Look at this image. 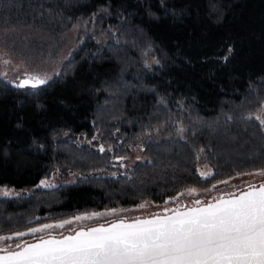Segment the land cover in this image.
I'll use <instances>...</instances> for the list:
<instances>
[{
    "label": "trees",
    "instance_id": "16d2710c",
    "mask_svg": "<svg viewBox=\"0 0 264 264\" xmlns=\"http://www.w3.org/2000/svg\"><path fill=\"white\" fill-rule=\"evenodd\" d=\"M5 27L32 67L63 64L37 88L0 76V185L23 191L0 194V235L264 168V0H0Z\"/></svg>",
    "mask_w": 264,
    "mask_h": 264
},
{
    "label": "snow or ice",
    "instance_id": "6c2138e0",
    "mask_svg": "<svg viewBox=\"0 0 264 264\" xmlns=\"http://www.w3.org/2000/svg\"><path fill=\"white\" fill-rule=\"evenodd\" d=\"M46 82L47 78L26 73L17 87L37 88ZM256 119L264 126V118ZM211 175L200 172L204 179ZM247 175L264 177V168ZM41 185L48 186L47 181L42 180ZM216 187L212 185V189ZM0 191L11 195L7 189ZM197 191L190 188L185 193ZM185 193L169 198L176 202L174 208L165 207L146 217H119L107 226L101 223L86 229L80 227L68 235L53 234L50 230L122 210L85 213L55 224L0 235V264H264V180L211 200L197 198L190 205L179 202ZM29 234L34 237L32 243H4Z\"/></svg>",
    "mask_w": 264,
    "mask_h": 264
},
{
    "label": "rangeland",
    "instance_id": "374dc122",
    "mask_svg": "<svg viewBox=\"0 0 264 264\" xmlns=\"http://www.w3.org/2000/svg\"><path fill=\"white\" fill-rule=\"evenodd\" d=\"M84 25L85 24H83V23L77 24L75 29H74V32H76L79 27H83ZM28 30H32L31 33H34L36 31H38L39 29H34L32 27H30L28 29H23L24 32H28ZM21 35H27V34L23 33L21 30L16 31V28L5 27L3 29H0V76L2 78L9 80V81H12L14 84H18L19 79L21 77H24L26 73L27 74H38L41 77L46 76L49 79L51 77H54V74L59 72L60 66H61V64H63V60L59 59L60 56L55 54L53 56L52 61H48L47 63H45L40 68L32 67L31 62H29L28 59H26L24 57H19L18 52L9 45V44L20 45L21 43L18 40H19V37ZM70 44H72L71 46H77L79 43H77L76 41L74 42V39L70 38L68 40V43L64 44L62 48L67 50L69 48ZM63 53H64V51H60L61 55H63ZM48 55H51V54H48ZM62 57H64V56H62ZM5 60L9 61V63L5 64L4 63ZM43 75H45V76H43ZM145 158L146 157L143 154L142 147L136 146V147H133L131 158L127 159L125 161V163H123V161L116 160V164H118V165H126L127 164V166H129V165H132L131 164L132 162L145 160ZM255 171L256 170L250 171V172L245 171L242 173H237V174H234L232 176H229L226 179H222L220 181H228V183H218L219 182L218 181L215 183L217 185V187L213 191H211V192L209 191L207 193H205L206 191L195 188L198 191L191 194V195H188L187 193H185V190L190 189V188H186L180 192V193H185V195L179 197V202L180 203H183V202L192 203V201L197 199V198L204 200L208 197L213 196L214 194L220 195L223 193H229V192L236 191L238 188H243V187L247 186L248 183H259V182H261V180L264 179V177H260V176H256V175H247L248 173H254ZM201 172H211V169L209 170L207 168H202ZM78 176H79L78 173H72L66 177H60L58 175H54L50 178H43L44 180L43 179L42 180L47 181L48 186H51V185H54L58 182H64V181L65 182H70V181L72 182L75 179H77ZM41 181H40V185H41ZM41 186L43 187L44 185H41ZM4 189H7L11 193V195H9V196H17V195L23 194L22 190L16 189L14 187L0 185V190H4ZM226 190H228V191H226ZM0 194H2V191H0ZM176 196H178V195H176ZM171 203L173 205H171ZM174 203H176V202L171 201V200L167 204H162V205H156V204H153L151 202L150 203L148 202L144 208H137V206L128 208L127 209L128 211L120 217H130L128 215H132V214H134V216L147 214L145 212H148V213L157 212V211H160L161 209H163L165 207H171V206L177 205ZM111 209H118V208H111ZM107 210H109V209H103V210H97V211H88V212H84V213L82 212V213H78L76 215H72V216L65 218V219L48 221V222L41 223V224H55V223H58L62 220L72 219L73 217H75L77 215H82L85 213H93V212L105 213V212H107ZM118 210H122V211H119L116 214H108V215H104L101 217H93L92 219H85L83 221H74L72 224L65 225V227L62 229H52L50 231H52L53 233H63L65 231H69L72 228L81 227L82 225L83 226L90 225L87 223H89L91 221H92L91 224H95V223H93V221L96 219H99V218H101V220H102V221L100 220L101 222H105V221L111 220L113 218H117V216L120 215L121 212L124 211V209H118ZM129 213H132V214H129ZM134 216H132V217H134ZM41 224H36V225L31 226V227H39ZM23 231H27V229H25ZM7 235H11V234H5L4 236H7ZM36 235L39 236L41 234L37 233ZM32 238H34L33 235L29 234L27 236L20 237L19 239H23L21 241H27V239L30 240ZM4 243L8 244L9 241H8V243H7V241H5ZM10 244L14 245L15 243H10Z\"/></svg>",
    "mask_w": 264,
    "mask_h": 264
},
{
    "label": "water",
    "instance_id": "95a60500",
    "mask_svg": "<svg viewBox=\"0 0 264 264\" xmlns=\"http://www.w3.org/2000/svg\"><path fill=\"white\" fill-rule=\"evenodd\" d=\"M43 76H45V75H43ZM25 78V76L24 77H21L20 79H19V81L20 80H22V79H24ZM44 78H47V80L49 79L48 77H44ZM18 81V82H19ZM17 85V84H16ZM26 87H28V86H26ZM256 184H259V183H256ZM243 188H246V186L245 187H243ZM243 188H240V189H243ZM237 191V190H236ZM233 192H235V191H233ZM218 196V195H217ZM183 204L184 205H190L191 203H188V202H183ZM177 205H174V206H171V207H169V208H174V207H176ZM164 209V208H163ZM163 209H161L160 211H157V212H161V211H163ZM153 213H156V212H153ZM151 213H147V214H144V215H138L139 217H146V216H149ZM134 217H137V216H134ZM117 218H119V217H117ZM117 218H113V219H111V220H108V221H105V222H99V223H95V224H90V225H86V226H81V227H85V229L86 228H88V227H96V226H98L99 224H101V223H104L105 224V226H107V223L108 222H112V221H115ZM124 218H127V219H131V218H133V217H124ZM80 227H78V228H74V229H79ZM71 230H73V229H71ZM71 230H69V231H65V232H63V234L64 235H68V234H70V232H71ZM53 234H59V233H53ZM26 242H28V243H32V242H34V238H32V239H30V240H27Z\"/></svg>",
    "mask_w": 264,
    "mask_h": 264
},
{
    "label": "flooded vegetation",
    "instance_id": "af4514ba",
    "mask_svg": "<svg viewBox=\"0 0 264 264\" xmlns=\"http://www.w3.org/2000/svg\"><path fill=\"white\" fill-rule=\"evenodd\" d=\"M125 166H127V164Z\"/></svg>",
    "mask_w": 264,
    "mask_h": 264
}]
</instances>
